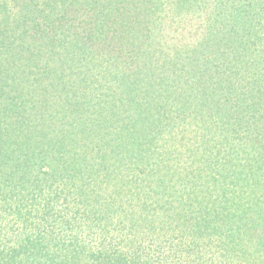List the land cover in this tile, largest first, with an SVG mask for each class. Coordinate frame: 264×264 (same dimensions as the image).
Returning a JSON list of instances; mask_svg holds the SVG:
<instances>
[{"label":"trees","instance_id":"16d2710c","mask_svg":"<svg viewBox=\"0 0 264 264\" xmlns=\"http://www.w3.org/2000/svg\"><path fill=\"white\" fill-rule=\"evenodd\" d=\"M0 264H264V0H0Z\"/></svg>","mask_w":264,"mask_h":264}]
</instances>
